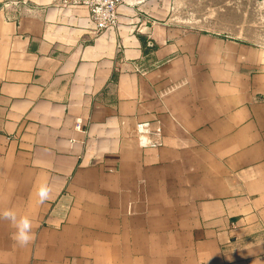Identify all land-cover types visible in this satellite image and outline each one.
<instances>
[{"label":"crops","instance_id":"obj_1","mask_svg":"<svg viewBox=\"0 0 264 264\" xmlns=\"http://www.w3.org/2000/svg\"><path fill=\"white\" fill-rule=\"evenodd\" d=\"M193 2L123 0L95 33L0 0V213L35 237L0 220V264H264V13Z\"/></svg>","mask_w":264,"mask_h":264},{"label":"built area","instance_id":"obj_2","mask_svg":"<svg viewBox=\"0 0 264 264\" xmlns=\"http://www.w3.org/2000/svg\"><path fill=\"white\" fill-rule=\"evenodd\" d=\"M123 0H62L66 6H81L88 10V17L95 33L112 32L118 28V6Z\"/></svg>","mask_w":264,"mask_h":264},{"label":"rangeland","instance_id":"obj_3","mask_svg":"<svg viewBox=\"0 0 264 264\" xmlns=\"http://www.w3.org/2000/svg\"><path fill=\"white\" fill-rule=\"evenodd\" d=\"M208 2H211L212 5H204V0H196V6L193 2V7L196 10V13L200 17H204L205 11L208 9H212L214 13H217V11H223L225 14H227L228 21H224L226 24L229 25H245L246 29L249 27H256L259 25L258 21H256L259 16L260 11L264 13V8H259L258 6H254L250 2H246L244 6L236 5V0H209ZM168 7V6H167ZM171 9V5L168 7ZM241 9H243V12L245 14V22H238L234 21L233 14L234 13H241Z\"/></svg>","mask_w":264,"mask_h":264},{"label":"clouds","instance_id":"obj_4","mask_svg":"<svg viewBox=\"0 0 264 264\" xmlns=\"http://www.w3.org/2000/svg\"><path fill=\"white\" fill-rule=\"evenodd\" d=\"M40 202L43 203L49 198L50 192L47 185H41L38 191ZM0 220L10 222L16 229L13 239L17 246L26 247L35 239L31 231V221L24 216L18 217L13 210H5L0 213Z\"/></svg>","mask_w":264,"mask_h":264},{"label":"water","instance_id":"obj_5","mask_svg":"<svg viewBox=\"0 0 264 264\" xmlns=\"http://www.w3.org/2000/svg\"><path fill=\"white\" fill-rule=\"evenodd\" d=\"M124 1H126V0H124Z\"/></svg>","mask_w":264,"mask_h":264}]
</instances>
